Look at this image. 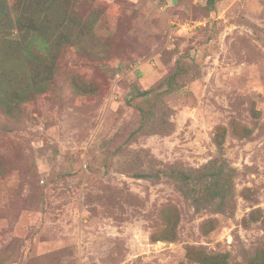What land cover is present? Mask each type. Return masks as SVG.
<instances>
[{"label":"rangeland","instance_id":"rangeland-1","mask_svg":"<svg viewBox=\"0 0 264 264\" xmlns=\"http://www.w3.org/2000/svg\"><path fill=\"white\" fill-rule=\"evenodd\" d=\"M69 2L46 86L0 0V264H264V0ZM173 76L158 132L130 101ZM215 159L234 199L197 211L165 173Z\"/></svg>","mask_w":264,"mask_h":264},{"label":"trees","instance_id":"trees-1","mask_svg":"<svg viewBox=\"0 0 264 264\" xmlns=\"http://www.w3.org/2000/svg\"><path fill=\"white\" fill-rule=\"evenodd\" d=\"M13 1L16 2V6L11 4V0H3V3L6 10H10L13 14V24L19 30V45L26 51L30 50V61L39 67L36 79L44 77L43 82L48 86L49 82L54 79L57 66L59 50L56 42H79L81 35L85 37L89 31L87 33L86 29L82 30V25H78L77 22L79 19L68 10L69 0ZM4 21V16L0 14V44L7 46L10 44V35L5 32ZM77 47H80L79 44ZM175 77L167 79L152 90L135 89L130 101L133 103L141 99L148 103L145 107H139V110L146 125L152 122L155 125L164 124V126L155 127L158 132L167 130L165 129L168 125L165 120L167 109L163 98L175 91ZM164 86L167 90L161 92ZM9 105V103L8 105L2 103L6 110H9ZM9 112V114L12 113L10 110ZM235 174V170L230 169L227 161L220 159H215L198 170L165 173L166 177L177 185L197 211L215 207L219 213H225L226 208L230 207L234 199ZM219 264L229 263L223 258Z\"/></svg>","mask_w":264,"mask_h":264}]
</instances>
